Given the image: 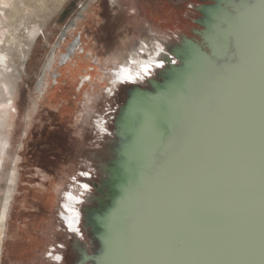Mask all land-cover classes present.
<instances>
[{
  "label": "rangeland",
  "instance_id": "374dc122",
  "mask_svg": "<svg viewBox=\"0 0 264 264\" xmlns=\"http://www.w3.org/2000/svg\"><path fill=\"white\" fill-rule=\"evenodd\" d=\"M253 2L231 0L229 9L209 8L212 53L204 57L188 48L175 54L168 48L193 42L198 30L194 22L204 19L197 10L208 1L0 0V211L6 208V219L0 221V264H72L86 258L79 251L74 254L76 244L83 247L60 211L61 195L72 191L74 198H82V183L92 182L84 176L107 161L112 145L110 136L94 126L101 90L87 86L79 95L75 84L86 68L74 43L78 37L93 54L96 70L113 66L137 77L142 64L166 51L191 70L186 79L185 71L174 70V78L201 81L196 94H186L189 127L184 123L177 131L181 138L172 136L163 148L164 155L170 154L163 161L162 155L152 159L160 161L156 164L140 162L130 176L134 185L123 186L134 203L122 210L118 201L110 221L113 231L96 227L104 259L116 264H125L129 255L121 242L128 241L133 251L129 264H135L143 258L139 245L146 239L155 242L150 264L194 263L201 244L218 228L219 208L220 222V216L234 213L260 148L262 127L253 113L262 95V74L260 49L254 44L264 31V14L249 8ZM241 13L247 24H233ZM170 80L165 89L156 82L152 88L173 100L186 87L180 91L177 81ZM231 135L240 140L229 148ZM117 163L115 175L121 177ZM177 204L182 209L190 204L191 210H176ZM162 210L168 214L163 216ZM221 224L224 228L225 222Z\"/></svg>",
  "mask_w": 264,
  "mask_h": 264
},
{
  "label": "bare ground",
  "instance_id": "6f19581e",
  "mask_svg": "<svg viewBox=\"0 0 264 264\" xmlns=\"http://www.w3.org/2000/svg\"><path fill=\"white\" fill-rule=\"evenodd\" d=\"M74 43L76 47H79V50L82 51V56L86 64V68L78 75L75 82L77 86L79 83V89L77 88L79 95L82 91H85V93L87 92L85 89L87 86H92L93 91L94 89L101 90L103 96L101 110L93 120L94 126L99 132H101V134L105 133L110 136L115 132L120 137L122 154L119 155L117 161L120 162L119 167L123 173L121 177L118 175L109 177L107 183L112 187V190L109 191V195L112 193L111 197L114 198L113 204L117 207V204L119 203L118 201H122V207L120 208H122V210H128L129 206L134 203L131 202V199H134V195H132L130 191H125L124 189L130 188L134 185V181L130 177L133 170L137 168V165L140 162H145L150 165L156 164L160 161L155 162V160L152 159H159L162 155L160 159L163 161L166 159L167 155L170 154L168 153L167 155H164L165 152L163 151L165 150L163 148L166 147L167 143H169V138H172V136L177 137L180 135L178 137L181 138L182 135L177 133V131L179 129L181 130L184 123H186V126L188 124L189 127L191 122L189 116L185 113L186 108L184 104L188 102L186 94L193 92L194 90L196 91L194 94H196L197 87L201 81L199 80L197 82L194 80V82H188L185 80L187 83L183 81L186 90L182 92L181 96L175 94L176 96L174 95V99L172 100L166 96L163 90H155L152 87L155 86L154 80L156 78L159 79V77L163 80V83H159L158 85L162 86L164 89L168 86L169 77H171L172 81H177L178 83V77H173V72L175 71H185V79L190 75L191 70L189 71L187 65L181 62L176 56H171V54L168 55L165 51L159 56L160 58L158 57V59L153 60L152 63L142 64L140 67V73L137 74L138 76L132 77L123 75L121 72H118L116 68L113 69V66H107L105 67V70H96V68L91 65L93 54L86 50V47L83 45L80 38H76ZM254 45L259 46V41ZM115 59L117 58H113V60ZM171 61L172 64L170 63ZM114 67L117 66L114 65ZM165 72L170 76L165 78L166 75L163 74ZM149 82H153L152 85H149ZM189 84L191 85L190 87H188ZM174 92L171 91V93ZM167 95H169L168 92ZM121 109L122 111L119 113ZM253 114L255 120L259 122V130L262 127V136L259 141V151L256 154V157L251 161L252 170L250 171V177L248 176L244 188L241 189V196H239L238 200H235V205L232 210V212H234L233 214H224V216H220V222L219 215L221 214L222 209L218 207L220 209V211H217L220 212L219 215L216 216V218L218 217L216 225L218 228L213 234L212 239L210 237V239L204 240L201 244L199 251L196 252L193 264H260L258 254L261 241L264 239V88H262V95L259 97V107L254 110ZM229 122L230 121L227 120V126L229 125ZM1 126L2 123H0V127ZM232 136L233 135H231V140L227 142L229 148H231L232 145H237L239 143L237 140H240V137H237L235 141L232 139ZM179 140L180 139L175 140L176 145ZM172 143L170 145H172ZM172 148H174V146H172ZM169 150L170 148L168 151ZM214 156H212L211 159ZM211 175H209V178ZM84 178H89L91 181L93 179L92 174L90 173L87 176H84ZM215 179L217 180L219 178ZM223 179L224 178L221 177V180ZM205 187L206 183H203L197 188V193L194 192L197 199L200 198L201 191ZM81 189L82 198H74L72 191H64L61 195L60 211L65 218L66 225L68 226L69 231L72 234H75L81 241L83 249H85L90 256V258H86L84 261L87 262L90 260V264H116L113 259H104L105 250L96 234V227L98 225L94 223L96 232L93 233L92 238L89 237L84 230V216H82L83 209L84 207L96 208V204H90L92 195L96 194V191L89 181L82 183ZM178 191H180V189H178ZM192 191L193 189L191 192ZM139 199L143 204L142 199L140 197ZM139 199L137 198V200ZM214 203L215 201L211 204L213 205ZM217 206H219V204L216 203L215 207ZM189 207H191L190 204L183 209L178 204L173 205V208L176 210L182 209L183 212L189 211ZM115 210L118 211L116 208ZM116 211H114L115 214ZM141 211L142 209L139 211V215H141ZM162 212L163 216L168 214L165 210H162ZM169 214H172V211H170ZM5 217L6 208L3 206L0 211L1 223L4 222V219H6ZM135 217L130 218L129 221L134 220ZM111 220L112 217H109L107 213V220L102 224L105 228H101V231H113L110 223ZM196 220L197 217L194 218L195 225L198 223ZM167 222L169 223V221ZM167 222L165 219V223ZM222 222H225L224 228L222 227ZM3 228L4 226L2 225L0 231V245L2 242ZM121 244L125 246L124 241L121 242ZM99 248L101 251H99ZM125 248L129 251V255L126 256L125 264H129V258L133 257V251H131L129 246H125ZM97 253H99V255L95 256ZM113 256H115V254L112 255V257ZM180 263L183 264L184 262L181 261ZM175 264H179L178 260Z\"/></svg>",
  "mask_w": 264,
  "mask_h": 264
},
{
  "label": "flooded vegetation",
  "instance_id": "af4514ba",
  "mask_svg": "<svg viewBox=\"0 0 264 264\" xmlns=\"http://www.w3.org/2000/svg\"><path fill=\"white\" fill-rule=\"evenodd\" d=\"M199 1L200 2L208 1L211 3L209 5H202L197 10L200 14H202L204 16V19L202 20V23H200L199 21L194 22V27L198 29L197 31H194V33H193V37L195 39L193 40V42L192 41L188 42L187 40H185V41L178 43L177 47L168 48L169 51H173L172 52L173 54H175V52L182 51V49L184 50V48L191 49L193 52H195V51L202 52L207 56L211 55V53H212L211 48L209 46V42H208V33H207L208 31H207V27H206V25L208 24V22L206 21V19L208 17L207 11L211 7H213L214 9L215 8H221V7L229 9L228 1H231V0H199ZM261 3H264V0H254L253 5L250 6L249 8L260 9L259 6L261 5ZM244 6L245 5L241 4L240 10L243 11ZM246 7H248V6H246ZM243 13H244V11H243ZM243 13H241L237 16V20L235 22H233V24L239 25V26H243V25L247 24V22L245 21L246 19H244L242 17ZM163 74L166 75L165 78H167V76H170L169 74H167V72H165ZM156 79L154 81L157 82L158 84L163 83V80H161L160 77H159V79H157V80ZM169 79H171V77H169L168 80ZM164 81H165V79H164ZM122 109H123V107H122ZM122 109L119 111V113H121ZM117 116H119V115H117ZM110 139H111L110 143L112 145V149H111V152H109V154H108L107 161L100 164L98 166L97 171L92 174L93 179H92L91 185L94 188V190L96 191V194L92 195V199L90 200V204H92V205L96 204V208L95 207H92V208L91 207L90 208L84 207V209H83L84 211L82 213V216H84L83 217V226L85 228L84 230L86 231V234L89 235V237H91V238L93 236V233L96 232L95 227H94V223H96L99 226L100 230H101V228L102 229L105 228V226L102 224L105 223V221L107 220V213L109 215H112L114 213V211H116L115 210L116 206H115V204H113L114 198L111 197L112 193H111V195H109V191L112 190V187H111V185H109V183H107V181H108L109 177H113L116 174L117 168H118L117 158L122 153V151L120 149V145H121L120 144V137L115 132H113V135H110ZM96 234H97V232H96ZM74 247H75L74 248V254L76 252L78 253V251H79L81 257L85 256L86 258H90V256L85 251V249H82L80 247V245L77 246V244H76ZM99 251H101L100 248H99ZM97 255H99V253H97L95 256H97ZM89 261L90 260H88L86 262V261H83V258H80L77 260L76 263L72 262V264H90Z\"/></svg>",
  "mask_w": 264,
  "mask_h": 264
},
{
  "label": "snow or ice",
  "instance_id": "6c2138e0",
  "mask_svg": "<svg viewBox=\"0 0 264 264\" xmlns=\"http://www.w3.org/2000/svg\"><path fill=\"white\" fill-rule=\"evenodd\" d=\"M262 14H264V3H261L259 6ZM259 49H260V63H261V74H262V88H264V31L261 32L260 40H259ZM206 59V58H202ZM184 78L178 82V88L180 91L184 89ZM154 241L150 239H146L142 241L139 245L140 255L143 257L142 259H137L135 264H150L148 257L151 255ZM176 244H181L182 241L177 240ZM128 245V241H125V246ZM259 260L260 264H264V239L261 241L260 249H259Z\"/></svg>",
  "mask_w": 264,
  "mask_h": 264
},
{
  "label": "water",
  "instance_id": "95a60500",
  "mask_svg": "<svg viewBox=\"0 0 264 264\" xmlns=\"http://www.w3.org/2000/svg\"><path fill=\"white\" fill-rule=\"evenodd\" d=\"M198 54H199V55H200V54H201V55H202V54L204 55V53H202V52H198ZM204 57H206V56L204 55ZM121 154H122V153H121Z\"/></svg>",
  "mask_w": 264,
  "mask_h": 264
}]
</instances>
